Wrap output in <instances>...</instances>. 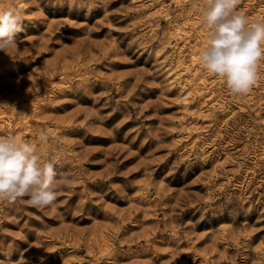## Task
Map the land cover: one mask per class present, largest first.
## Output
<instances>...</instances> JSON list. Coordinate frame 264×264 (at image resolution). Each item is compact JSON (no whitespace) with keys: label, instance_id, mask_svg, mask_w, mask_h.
Here are the masks:
<instances>
[{"label":"rangeland","instance_id":"374dc122","mask_svg":"<svg viewBox=\"0 0 264 264\" xmlns=\"http://www.w3.org/2000/svg\"><path fill=\"white\" fill-rule=\"evenodd\" d=\"M12 3L0 135L71 183L0 201V264H264V63L243 95L202 70L203 0Z\"/></svg>","mask_w":264,"mask_h":264},{"label":"clouds","instance_id":"9594fccd","mask_svg":"<svg viewBox=\"0 0 264 264\" xmlns=\"http://www.w3.org/2000/svg\"><path fill=\"white\" fill-rule=\"evenodd\" d=\"M241 0H203L202 45L196 53L202 70L219 77L231 94L243 95L257 83L264 63V22L251 20L238 11ZM23 31V18L8 0L0 7V51L16 44ZM47 142L48 133L39 134ZM71 181L57 179L54 158L41 155L38 145L14 134L0 135V201L16 202L27 197L34 207L53 205L58 189Z\"/></svg>","mask_w":264,"mask_h":264},{"label":"bare ground","instance_id":"6f19581e","mask_svg":"<svg viewBox=\"0 0 264 264\" xmlns=\"http://www.w3.org/2000/svg\"><path fill=\"white\" fill-rule=\"evenodd\" d=\"M170 71V70H169Z\"/></svg>","mask_w":264,"mask_h":264}]
</instances>
